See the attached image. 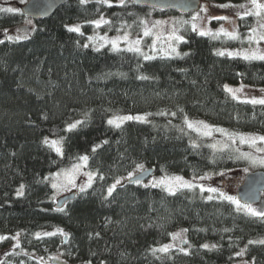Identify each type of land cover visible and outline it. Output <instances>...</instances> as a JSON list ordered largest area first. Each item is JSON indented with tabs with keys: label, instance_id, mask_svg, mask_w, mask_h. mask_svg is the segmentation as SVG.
<instances>
[{
	"label": "trees",
	"instance_id": "16d2710c",
	"mask_svg": "<svg viewBox=\"0 0 264 264\" xmlns=\"http://www.w3.org/2000/svg\"><path fill=\"white\" fill-rule=\"evenodd\" d=\"M243 1L203 0L215 5ZM110 2L111 7L70 0L49 19L35 22L28 39L0 36V236L7 237L0 251L11 247V237L19 233L22 252L11 258L19 264H60L32 257L56 253H63L64 264H264L259 243L264 219L237 211L226 200H208L197 190L170 195L128 180L107 194L117 179L138 174L137 165L153 169V175L192 177L244 164L238 153L211 147L185 119L264 134V105L240 102L225 89L226 84L264 86V61L217 55L225 41L190 27L183 33L181 56L145 60L136 52L97 50L87 44L95 31L91 21L109 20L99 28L113 35L128 26L139 30L151 13L169 14L137 8L128 0L124 7L119 0ZM16 10L0 12V35L26 22ZM239 23L246 32L254 17ZM76 24L83 35L67 31ZM139 114L147 119L125 121L120 128L107 123L113 116ZM76 121L84 123L67 131ZM51 138L62 141V156L44 143ZM85 155L88 168L99 175L60 211L50 175ZM21 185L24 194L17 196ZM57 229L67 236L43 235ZM183 229L187 254L154 251ZM241 250L243 255H237Z\"/></svg>",
	"mask_w": 264,
	"mask_h": 264
},
{
	"label": "rangeland",
	"instance_id": "374dc122",
	"mask_svg": "<svg viewBox=\"0 0 264 264\" xmlns=\"http://www.w3.org/2000/svg\"><path fill=\"white\" fill-rule=\"evenodd\" d=\"M27 1L28 0H0V8L20 9V6L25 4ZM261 2L264 3V0H261ZM241 4H244L249 8L251 7L250 0H245ZM241 4H229V5H234L236 7L221 8V7H219V5L203 2L202 6L207 8V13L198 11L199 16L202 19H198L196 21H192V16L196 15V13H194L190 16H187V17L180 16V15L173 13V12H170L168 15L163 16V17H157L154 15V13H151L147 18L143 19V20H146L148 22L149 27H151L155 21H166L167 22L165 24L159 25L156 29H153L154 32H162L163 33V38L157 42L155 51H153L152 47H151L154 37H144L143 36L144 25H142L139 30L138 29L134 30L130 26L124 27L122 30L119 31V33L111 35V34L102 32L100 30V28L95 27V25L93 24V27H95V31L92 34H90L88 37L91 36L94 39L92 41H89V39L87 37V44L94 47L95 49H97V48L102 49L105 47H109L112 49L111 44H106L105 41L99 39V37H107L109 40H112V39H116L117 37H123L125 33H128L130 40H135L137 38L141 39L140 48H141L142 52L147 54V55H150L154 58L155 57L181 56L182 53L180 51V44L182 42H176V41L169 42V41H167L166 38H167L168 34L172 31L173 28H175L177 30L178 35H181L184 37L183 33H184L185 28L186 27L192 28V23H196L198 26V30H197L198 33H199L200 29H209L212 32H217L221 27H223L228 32H232L235 30L239 34V39H230V38L224 36L223 34L218 36L217 39H222L226 43V45L219 50V51L225 52V56H228L227 55L228 52L241 53V52L249 51L250 49H257V48H259L262 52H264V41L260 42V44L257 45L255 43L250 44L247 40V37L251 34L252 28H257L258 31H264V29L259 28V24L264 23V19H259V18L253 16L254 17L253 25L246 32H242L241 26L239 23L241 18H240V16L237 15L238 12L241 15H243V13L245 11L244 8L238 7ZM212 16H227V17H229V20H215V19H213V20L209 21V19H207V17H212ZM246 17H249V16H246ZM27 21H29V20H26V22L21 26H18V27L4 31L0 35L1 38H7L6 34L11 35V36L23 35L25 29L28 30V36H30L34 31L33 29H35V22L33 20H30L31 24H28ZM76 25H80V24H76ZM103 25L104 24H102L101 26H103ZM73 26H75V25H73ZM80 28L82 31V25H80ZM205 36L212 37L211 35H205ZM169 43H171V45L177 49V52L179 53V55L171 52V49L169 47ZM101 45H104V46L101 47ZM119 47L121 50H126L127 44L121 42L119 44ZM228 57H230V56H228ZM233 58H242V57L237 55V56H233ZM241 85H243L244 87L242 88V90L240 92L236 93V96H237L236 100H238L240 102H244V101L250 100L252 98H257V99L264 98V86H253V85H247L245 83L226 84L227 88H232L233 90L240 88ZM226 86H225V89H226ZM228 93L232 95V93H230V92H228ZM232 97H233V95H232ZM257 105H260V104H257ZM117 116H134V117L135 116H142V117H145V120L147 119V116L144 114L117 115ZM188 121L189 122H197V121H202V120L188 119ZM202 122L210 125L209 123H207L205 121H202ZM210 126L213 128V132H212L211 137H205L202 135H200V136L208 139L210 141L211 145L215 144L216 148H214V149H216V150H232V151L238 153L239 155L241 152H250V153H252L253 156H255L257 158H264V153L256 152L254 148L249 147L247 144L242 145L239 141L240 135L257 136L258 137V136H264V134L237 133V132L230 131L226 128L213 126V125H210ZM215 129H224L228 133L233 134V138L235 139V143H232V141L227 136L222 135L220 132L215 131ZM191 131H193V130H191ZM194 132H196V131H194ZM48 140L52 141V140H58V139L51 138ZM224 145H228V147L225 148ZM61 146H62V144H61ZM256 147H264V144L258 143L256 145ZM244 161H245L244 164H242L241 166L230 168V169L219 171V172H210V173H206V174L202 175V176H207L208 179H200V177H202V176L189 177V176H182V175H152V177L149 180L145 181L143 184L151 186V183L154 179L158 180V179L165 177V176H168V177L180 176V177H183L184 180L190 181L195 185H203L205 188H207V187L217 188L218 192L217 193H208L206 191L201 192L199 187H194L192 189L180 188V189H177L176 192H179L181 190H197L200 193V195H203L206 199L209 195H212L213 199H222V200H224V199L219 196V192H224L227 195H231V196H234L237 198L236 189L243 182V180L245 179L247 174L252 173V172H256V171H264V167H261L259 165L251 166L249 161H247V160H244ZM78 163H82V162L79 161ZM71 167L61 169V170L51 174L50 178H49L51 186H52V183H63L64 177L60 176L59 178H57L56 174L58 172H62L64 170H68ZM245 168L248 169L247 172L244 171ZM89 172L94 174V178H93V182H92V185H93V183L95 182V180L97 179L99 174L95 171L90 170L88 168V164H87L86 167L81 168L80 172L76 176L77 187L70 188L68 190L59 191V192L56 189L52 188L54 201L57 202V200L60 197L71 194V193H81L79 190L80 186L87 184L88 176L86 174ZM139 173H141V172H139ZM220 173H223V175H221ZM127 177H122L120 179H117V180H120L121 183L119 185H117L116 188L118 186L124 184L125 182H127V180H128ZM193 178H195V179H193ZM89 188L90 187H87L86 190H88ZM159 188H161V187H159ZM252 207L257 209V210H264V194L262 196L261 202L259 204H256V205H252ZM240 211L245 213L244 210H240ZM181 231L182 230H179L177 232H181ZM177 232H175V233H177ZM14 237H16V236L11 237V240L13 243L12 246L4 248L2 251H0V264H2L4 262H9L10 264H19V263H17L15 258L11 259L14 256H17L16 254H19L20 252H22L20 247L16 246L17 240L13 239ZM183 237H184V239L187 240L186 233L183 234ZM261 240H264V239H261ZM170 244L173 245V247H171L169 250H176V249H181V248L187 249L186 244H181L179 241H173V239H171V241L167 245H170ZM32 257L34 259H37L40 262L41 261L42 262H51V260H56V261L58 260L60 264H64L67 261V259L63 255V253L50 254L47 258H43L42 256L32 254ZM53 257H56V259H53ZM22 264H26V263H22ZM80 264H86V263H80ZM240 264H244V263L241 262Z\"/></svg>",
	"mask_w": 264,
	"mask_h": 264
},
{
	"label": "snow or ice",
	"instance_id": "6c2138e0",
	"mask_svg": "<svg viewBox=\"0 0 264 264\" xmlns=\"http://www.w3.org/2000/svg\"><path fill=\"white\" fill-rule=\"evenodd\" d=\"M98 3H103L108 5L109 7L112 6L110 0H97ZM133 2H138V0H133ZM81 4H86L87 0H80ZM250 4L251 7H247L244 4L239 5L238 7L240 8H244L245 11L243 13V15H241L239 12L237 13L238 16H240L241 19H243L246 16H254L257 17L259 19H264V3L261 2V0H250ZM126 5V0H119V6L124 7ZM153 8H156L157 5L153 4L152 5ZM219 7L221 8H228V7H236L234 5H229V4H222L219 5ZM17 10L14 8H0V12H7V13H13L16 12ZM199 12H204L207 13V8L201 6L199 8ZM199 12L196 13V15L192 16V21H196L198 19H202L199 16ZM207 19L210 20H229V17L227 16H212V17H207ZM28 24H31V21H27ZM90 23L94 24L95 27L99 28L101 27L102 24H110L111 22L109 20H105L103 17H101L98 20H94L91 21ZM140 23L142 25H144L143 28V36L144 37H154L153 42H152V50L155 51L156 50V44L158 41H160L163 38V33L162 32H154L153 29H156L159 25L165 24L167 23L166 21H155L151 27L148 26V22L146 20H141ZM259 28L260 29H264V23H260L259 24ZM34 30V29H33ZM192 30L193 31H197L198 30V26L196 23H192ZM67 31L69 32H74V33H78L80 35H83V33L81 32V28L80 25H75V26H70L67 27ZM6 34V33H5ZM223 34L224 36L230 38V39H239V34L234 30L232 32H228L226 29H224L223 27H221L217 32H212L209 29H200L199 30V35L201 36H205V35H211L213 37V39L218 38L219 35ZM7 40L8 41H20L22 39H28V30L25 29L24 34L23 35H16V36H11V35H7ZM89 41H92L94 38L93 37H88ZM99 39L104 40L106 44H111V47L114 51H120V47L119 44L121 42L127 44V51L130 52H136L139 53L140 55L143 56V58L145 60H149V59H153L154 57L147 55L145 53L142 52L140 45H141V39L137 38L135 40H130L129 39V34L125 33L123 37H117L116 39H112L109 40L107 37H99ZM167 41L171 42V41H176V42H182L184 40V37L181 35L177 34V30L175 28L172 29V31L168 34L167 36ZM248 42L251 43H255V44H260V42L264 41V31H258L257 28H252L251 29V34L247 37ZM0 43H4L3 40H0ZM104 45H101V47ZM84 47H88L87 44L84 45ZM169 47L171 49L172 53H176L177 55H179V53L177 52V49L171 45V43H169ZM97 50H99L97 48ZM217 55L223 56L225 55V52L223 51H219L216 53ZM185 55H187V53H185ZM228 56L233 57V56H241L244 60H261L264 61V52H262L259 48L257 49H250L249 51L246 52H241V53H236V52H228L227 53ZM141 79H147V77H140ZM244 86L241 85L240 88H237L235 90H233L232 88H227L226 86V90L230 93H232L233 98L237 99L236 93L240 92L242 90ZM244 102L247 103H251L253 105L255 104H260V105H264V98H252L250 100H246ZM160 115H164V113H160ZM172 115H175V113H173ZM129 120H137V121H144L145 117L142 116H113L112 118H110L107 123L109 125H113L116 128H120L121 125L123 124V122L125 121H129ZM84 121H76L74 123H71L67 126V131H72L74 129L77 128L78 125L83 124ZM185 123L187 124V127L193 131H196L199 135L205 136V137H211L212 132H213V128L208 125L205 124L202 121H197V122H189L187 119H185ZM215 131L220 132L222 135L227 136L232 143H235V139L233 138V134L228 133L226 130L224 129H215ZM239 141L240 143L243 144H247L249 147H252L255 149L256 152H261L264 153V147H256V145L258 143L260 144H264V136H244V135H240L239 136ZM45 144H48L58 155H63V150H62V142L60 140H52L49 141L47 139H45L44 141ZM104 143H107V141H105ZM194 147L196 145H193ZM211 147L216 148V145L213 144L211 145ZM224 147H228V145H224ZM96 149L93 148V151H95ZM238 158H243L244 160L249 161L251 166H256L259 165L261 167H264V158H257L255 156L252 155V153L250 152H241L240 156ZM79 161H81L82 163H76L74 164L70 169L68 170H64L62 172H58L56 174V177L59 178L60 176L64 177V182L63 183H52V188L56 189L58 192L59 191H63V190H68L70 188H75L77 187L76 184V176L77 174L80 172L82 167H86L87 166V161H88V156H81L78 158ZM136 169L138 171H140L141 173H143L144 170V166L143 165H137ZM245 172L248 171L247 168L244 169ZM221 175H223V173H220ZM88 176V181L86 185H82L80 186V192H84L86 190L87 187H91L92 182H93V178H94V174L89 172L86 174ZM101 179H103V177H101ZM127 179L130 182L136 183V184H141V179L140 177L136 176L135 172H130ZM195 179V178H193ZM200 179H208L207 176H202L200 177ZM121 183L120 180H116V182L114 184H112L108 189H107V194L108 196H111L113 191L116 189V186L119 185ZM145 187H148V185H144ZM151 187H161L164 191H166L168 194L170 195H175V192L177 189L180 188H188V189H192L194 187H199L201 192H208V193H217L218 189L214 188V187H207L205 188L203 185H195L190 181L184 180L183 177L180 176H173V177H162L158 180L154 179L151 183ZM24 194V186L21 185L20 188L17 190L16 195L17 196H23ZM219 196L222 197L224 200L228 201L229 203L233 204L236 206V210L240 211V210H244L246 214H249L253 217H259L264 219V210H257L255 208L252 207L251 204H241L240 200H238L236 197L231 196V195H227L224 192H219ZM208 200H212L213 196L209 195L207 197ZM60 211H62L63 209L60 208L58 209ZM187 232V229H183L181 232H177L172 234V239L173 241H179L181 244H186L188 243V241L186 239H184L183 234ZM57 233H59L60 235L63 236H67L66 233L63 232L62 229H57L56 232H46L43 235L45 236H55ZM40 233L36 234L37 239L40 238ZM19 233H17V236L14 237L13 239L17 240V244L16 246L19 247ZM7 239V237H3L0 236V241ZM249 244L252 243H256L254 241H249ZM259 243L264 244V240L259 241ZM171 247H173V245H166L160 249H156L154 251H161V252H167ZM203 248L205 249H209V245L208 244H204L202 245ZM216 245H212L211 248H215ZM180 251H185V249L181 248ZM244 250H241V252L237 253V255H243ZM185 254H187V252L185 251ZM53 259H56V257H53Z\"/></svg>",
	"mask_w": 264,
	"mask_h": 264
},
{
	"label": "water",
	"instance_id": "95a60500",
	"mask_svg": "<svg viewBox=\"0 0 264 264\" xmlns=\"http://www.w3.org/2000/svg\"><path fill=\"white\" fill-rule=\"evenodd\" d=\"M137 8L151 9L160 13H176L180 16H190L199 11L203 4V0H128ZM70 0H28L20 6L21 13L27 20L41 22L52 17L56 11L62 6L69 3ZM157 5L153 8L152 5ZM154 174L153 169L145 170L143 173H138L141 183L149 180ZM129 184H133L128 180ZM264 194V171H256L247 174L243 182L236 189L237 199L242 204H259ZM77 193H71L60 197L56 202V208H62L67 202L75 199ZM67 241V240H66Z\"/></svg>",
	"mask_w": 264,
	"mask_h": 264
}]
</instances>
